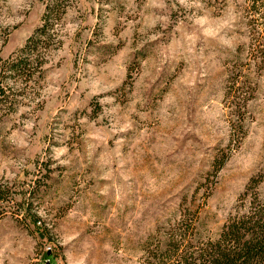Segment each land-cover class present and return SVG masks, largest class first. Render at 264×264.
<instances>
[{"label": "rangeland", "instance_id": "rangeland-1", "mask_svg": "<svg viewBox=\"0 0 264 264\" xmlns=\"http://www.w3.org/2000/svg\"><path fill=\"white\" fill-rule=\"evenodd\" d=\"M48 1L0 0V58ZM252 1H59L43 64L4 82L0 264H143L181 220L209 241L250 186L264 192V0Z\"/></svg>", "mask_w": 264, "mask_h": 264}, {"label": "trees", "instance_id": "trees-1", "mask_svg": "<svg viewBox=\"0 0 264 264\" xmlns=\"http://www.w3.org/2000/svg\"><path fill=\"white\" fill-rule=\"evenodd\" d=\"M59 1H48L43 25L35 30L24 47L7 59L0 58V109L9 102L13 105L5 80L24 78L28 81L32 79L34 68L43 64L39 53L43 47L41 42L49 39L50 31L65 12ZM257 1H252L253 6ZM254 188L250 186L244 193L243 203L229 216L218 237L192 242L198 230L193 224L194 216L187 217L165 232L164 239L148 252L143 264H264V192ZM5 193L0 186V198Z\"/></svg>", "mask_w": 264, "mask_h": 264}]
</instances>
